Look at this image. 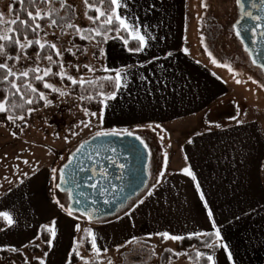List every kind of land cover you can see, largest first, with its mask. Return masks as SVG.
I'll return each mask as SVG.
<instances>
[{"label":"crops","instance_id":"crops-1","mask_svg":"<svg viewBox=\"0 0 264 264\" xmlns=\"http://www.w3.org/2000/svg\"><path fill=\"white\" fill-rule=\"evenodd\" d=\"M215 1L205 0L203 8L201 0H127L123 14L156 39L139 54L128 52L121 39L102 45L104 67L130 66L128 87L108 102L102 128L134 132L159 125L171 145L165 150L169 163L163 183L141 205L140 221H133L142 234L214 232V221L227 246L220 248L222 260L216 264H264V129L255 111L243 119L238 79L199 48V34L223 13ZM231 106L235 114L223 127L215 126L214 112L222 121ZM185 167L195 179L182 171Z\"/></svg>","mask_w":264,"mask_h":264},{"label":"snow or ice","instance_id":"snow-or-ice-1","mask_svg":"<svg viewBox=\"0 0 264 264\" xmlns=\"http://www.w3.org/2000/svg\"><path fill=\"white\" fill-rule=\"evenodd\" d=\"M82 3L86 9L83 13L84 18L89 21L91 25H96V27H81L74 22H70L75 15L76 6L73 3H69L68 0H13V3L9 4L7 7V12L11 14L10 17L6 18L5 13L0 11V85L4 86L3 90L0 91V114H4L6 121L13 125L18 121L21 122V131H23L24 127L31 126L29 121L34 113L42 112L45 109L51 108L60 109L62 104L71 101H78L79 103H77L76 106L80 108L84 116L88 117V119H81L69 126L63 137L65 142H70V137L79 136L84 129L91 128V118L93 117L97 119V126L101 129L94 133L92 137L93 140H96L98 137H113L122 134L133 136L134 133L128 129L118 130L116 128H102L104 110L109 107L108 102L116 100L118 94L128 87L127 76L129 74L125 69L130 66L125 65L123 68L114 69L104 67V72L114 73V75L101 76L98 79L85 77L82 74V69L86 70L88 73H92L94 76L96 71H98L94 65L89 63L81 64L78 62L66 63L63 57L65 53H67L70 56L75 57L76 61H78L80 55L85 56V58L87 57L88 49L77 46L72 39L69 40L71 47L61 48L58 47L57 42L47 40V36L51 34L54 37V40L58 41L60 36H57L56 29H59L61 36H79L80 40H87L90 44L95 41V44L92 46L97 51H93L92 55L96 59L107 55L100 45L102 43H107L109 39H121L128 52L139 54L143 53L148 47L149 41L156 39V37L152 36L146 29L142 32L135 23L129 22L128 16L124 15L122 12L123 9L128 7L127 0H99L98 4L95 3L94 0H82ZM14 4L19 5V12L17 11V8L13 6ZM26 4L27 7H25ZM105 4H107L106 8L104 7ZM235 4L245 16L255 21H264V16L254 15L253 12L247 11L243 0H235ZM57 5H59V7H57ZM251 6L253 8L258 7L255 2H253ZM201 7H208L205 0H201ZM258 10L264 12V0H260ZM61 12H64L65 15L62 16ZM90 12L94 14H89ZM21 13H23V16ZM237 23H239V21H237ZM65 28L71 29L72 31H65ZM256 28L264 29V23H258L245 30L251 31L253 35H256ZM47 29H51V33H49ZM111 32L116 33V36H109V33ZM122 32H126L131 40L136 41L135 47H128L129 38H125L121 35ZM41 33H43V35H41ZM235 35L239 37L241 32L237 29ZM259 35L264 36V31L259 33ZM30 36L32 38H30ZM96 37H100L101 39L96 40ZM201 43L204 47V51L210 57L212 64L226 67L229 72H235L230 65L220 64L211 51L208 50L207 45L204 44L203 41H201ZM30 49H35L34 55L30 54ZM73 49H75V51ZM183 51L186 54L188 53L187 48L183 49ZM245 51H247V49H245ZM166 55L167 57H171L173 53L169 51ZM154 59L159 58L154 57ZM9 61L12 63H9ZM44 61H47V66L42 68L40 65ZM22 62H25L24 66L17 68L16 66L21 65ZM152 62V60L148 61V63ZM197 63H199V61H197ZM252 63L256 64V61L253 60ZM258 66L264 69V62H261ZM140 67H144V65L141 64ZM161 67L163 68V65H161ZM54 68L56 69L55 71L53 70ZM52 78H58L60 86H57L56 83L50 82ZM140 79L144 81L148 80L145 76H141ZM248 79L252 80L251 77ZM235 82L240 84L244 81L236 80ZM105 83L113 86L112 92L109 93L102 90ZM252 83H257V81L252 80ZM97 86L99 90L96 92V96L85 94L90 88H96ZM260 87L264 88V84H261ZM94 99H96L97 103L101 105L99 115L97 112L90 111L87 107H83L84 101L91 102ZM69 112L71 113V109H69ZM43 119L45 123H48L47 117H44ZM231 119L236 120L238 124L243 123V121L239 120L236 116L231 117ZM156 127L158 128L160 126L156 125ZM217 127H219V125H217ZM11 135L15 138L17 134L12 132ZM53 135L56 139L61 138L58 131H55ZM135 139L139 140L141 144H144V146L147 147L140 136H135ZM87 143V140L83 141L76 148V153H79ZM101 150L115 151V149H110L106 146L105 143L97 145L94 149L97 154H99ZM88 158L91 159V155H89ZM61 159H63V157H61ZM109 159L111 158L109 157ZM23 163L28 164L29 161L24 160ZM70 164L71 160L60 168H51V179L53 181L58 180L54 185L56 189H62V186L68 185L69 183H76V186L79 187L80 185L76 182L75 176L79 172L89 171L78 163L77 167L73 169L71 173H68L66 172V169L69 168ZM167 164L168 160L165 158L163 164L165 169ZM119 167L124 168L125 165L121 164ZM182 171L186 175L192 176V178L195 179V176L189 168L185 167ZM36 172L37 169L33 167V175H35ZM21 174L25 178H30L27 172H22ZM106 174V169L100 168L99 172H97V169L93 167L91 169V175H86L85 179L91 181L97 175L106 179ZM163 176L164 171H160L155 183L151 185V188L155 189L158 185L162 184ZM20 183L23 184L24 180H20ZM88 186L94 190H98L101 196H105L109 191L108 188L100 185L99 181L96 183H90ZM63 190L71 196V189L64 188ZM81 195H83V193H81ZM146 195L151 197L154 195V192L149 190ZM53 202L62 210L65 209V205L62 204L59 199H56L55 196L53 197ZM144 202L143 198H138L136 207L144 204ZM75 203L79 204L80 201H75ZM96 203L97 201H92L93 207L91 209L87 205L84 206L82 211L77 209V211H80V216H74L73 208L71 207L66 209V213L69 217L76 220L83 218L89 224H91L94 219L99 222L100 215L98 210L94 207ZM104 204L109 205L111 204V201L105 199ZM118 207L121 209L125 208L123 201L120 202ZM134 210L135 209H133V211ZM130 215L131 213L129 211L124 210V216ZM211 216L212 213L209 212V217ZM237 219H239V217H237ZM0 220L3 221V226H0V231H5L16 223L13 216L8 211H0ZM54 225L55 221H52V226H41L47 233H49L48 236L43 238V243L47 245L49 250L54 247L53 242L57 239V231L55 230ZM212 227L214 232L193 231L189 233L188 236L171 234L168 231L156 232L154 235L160 237L162 241L182 242L185 239L199 240L203 247L210 251L207 253L201 251L199 247L193 244L191 247L196 249L195 257L203 260L204 264H216V260L212 253H214L217 248L227 249V246L223 243L221 230L217 227L214 221ZM74 230L76 233L82 232L83 235L73 241V247L71 249L73 258H79L81 264H115L113 259L106 257L105 254L108 252V248L98 244L99 238L91 227L82 228L81 224L77 223L74 226ZM41 236L42 233L38 232L36 234V240H40ZM151 238L152 234L147 237L148 240H151ZM29 243L34 244L36 248L40 247V244L35 243V241L30 240ZM138 243L141 244V246L136 248L135 244ZM85 244L90 246L85 249V251L89 253L88 256H85L81 252V248H83ZM129 244L134 245V247L129 249L128 256L138 257L139 261H143L145 255L151 257L155 254L154 246H149L146 243L140 242L137 237H132L124 243L117 245L116 251L118 253L121 252V249ZM23 247L27 248L28 244H25ZM5 250L23 255L21 249L17 247L0 248V251ZM165 251L171 253L172 256L177 258L188 255L186 251L176 252L170 248L165 249ZM48 255L49 252L45 251L41 257L34 256L33 259L38 260L39 264H46V258ZM102 255H104V259H101ZM228 259H232L231 251L228 252ZM2 260L3 258H0V264H2ZM9 264H16V261L10 259ZM23 264H29L28 257H24ZM66 264H72V261L67 260V257ZM133 264H137V262L134 261Z\"/></svg>","mask_w":264,"mask_h":264},{"label":"rangeland","instance_id":"rangeland-1","mask_svg":"<svg viewBox=\"0 0 264 264\" xmlns=\"http://www.w3.org/2000/svg\"><path fill=\"white\" fill-rule=\"evenodd\" d=\"M68 2L76 6L72 22L81 27H94L83 16L86 9L82 0H68ZM10 3L11 0H0V11L5 13L6 18L10 17V13L7 12V7ZM215 4L220 5L218 8L223 13L211 20L209 30L207 29L206 32L199 34V48L202 49L209 62H211L210 57L204 51L201 43L203 41L220 64L230 65L235 70V72H230L231 77L244 81L235 87L242 94V97L238 98V101L241 103L239 104L241 115L244 117L243 119H248L247 116H252L253 111H255L257 121L260 122L262 129H264V88L260 87L261 84H264V72L260 67L252 63L242 42L235 35V26L237 21H239L240 10L235 4V0H224V2L217 0ZM47 31L51 33L52 30L47 29ZM56 33L57 36H60L58 41H55L51 34L47 36V40L57 42L58 47L61 48L71 47L69 40H74V37L61 36L59 29H56ZM77 38L80 39L79 36ZM74 42L81 48H87L88 55L86 58L80 55L79 60L76 61L75 57L65 53L63 59L66 63L78 62L94 65L98 70L94 76L92 73H88L82 69V74L85 77L98 79L101 76L109 75V73L103 71L104 66L102 61H100L101 57L96 59L92 55L93 51H97L92 46L95 44V41L92 44L87 40L86 44H79L77 40H74ZM73 50L75 51V49ZM24 63L22 62L21 65H17L16 67L21 68L24 66ZM40 66L42 68L47 66V61L42 62ZM223 68L228 70L226 67ZM249 77L252 80H256L257 83H252V80L248 79ZM50 82L55 83L54 81ZM56 84L60 86L59 83ZM233 100L235 101V99ZM77 103L79 102L71 101L62 104L60 109L51 108L34 113L29 121L31 126L24 127L23 131H21V122L19 121L14 125L11 123H0V211H8L16 221L11 228L0 231V248L17 247L23 253V255H20L6 250L0 251V258H3L2 264H9L10 259L15 260L16 264H23L25 256L28 257L29 264H39V261L33 259V257H41L45 251L49 252L46 264H66V257L68 260L74 239L80 237L82 233L75 232L74 226L77 223H80L82 228L91 227L94 230L99 238L98 244L108 248V252L105 254L106 257L113 259L115 264H133L134 261L137 264H161L163 251L168 248L176 252H195L196 249L193 247L188 250L183 249L179 246L180 242L162 241L160 237L154 234H152L151 240H148L147 237L150 234H142L141 226L135 227L133 223L135 219L140 221V215L138 214H140L141 205L136 207L138 198H143L145 202L149 201L150 197L146 195L147 191L151 190L154 193L157 191V187L153 189L151 185L155 183L160 171L165 172L168 169V164L166 169L163 167V164L166 158L165 150L168 151L171 145L165 144L164 138L166 135L164 137L160 134L157 127H147L142 130L140 128L137 129L138 131L133 132L136 136H140L147 145L145 149L148 157V181L140 195L131 199L125 205V208H120L114 216L101 219L99 222L93 221L89 224L83 218L76 220L67 215V197L54 187L58 180L53 181L51 179V168L62 167L67 161L69 153L73 152L83 141L92 137L94 135L93 132L98 127V121L93 117L91 118V128L84 129L79 136L70 137V142H65L63 137L69 126L81 119H88L80 108L76 106ZM251 106L255 109H252ZM69 109H71V113ZM234 110L235 108L233 109V106H231L228 111L221 114L223 117L222 121L216 120L218 111H215L214 125L223 127L225 120L235 114ZM44 117H47L48 123H45ZM55 131L60 133V139L54 137L53 133ZM12 132L17 134L15 138L11 135ZM24 160H28L29 163L24 164ZM33 167L37 169L35 175L32 173ZM22 172H27L30 178L22 176ZM22 179L24 180L23 184L20 183ZM54 196L65 205L64 210L53 202ZM133 209L135 210L133 211ZM124 210L129 211L131 215L124 216ZM74 216L80 215L74 214ZM52 221H55L54 227L57 231V239L53 242L54 247L49 250L47 245L43 243V238L47 235H43L46 231L41 226H52ZM38 232L42 233L40 240H36ZM132 237H137L140 242L144 241L142 243L154 246L155 254L152 255L150 260L141 263L135 257H129V249L134 247L132 244L121 249L119 253L116 251L117 245L124 243ZM30 240L40 244V247L36 248L34 244H30ZM25 244H28L27 248L23 247ZM140 246L141 244L139 243L135 244L136 248ZM85 249L87 247L84 245L81 248V252L85 256H88L89 253ZM200 250L206 253L210 251L204 247H200ZM219 250L220 248H217L212 253L216 263L222 260ZM101 259H104V255H102ZM123 259L125 260L124 263ZM189 260V256L187 255L180 256L179 258L176 257L174 261L169 262L170 264H190ZM77 264H81L80 260Z\"/></svg>","mask_w":264,"mask_h":264},{"label":"flooded vegetation","instance_id":"flooded-vegetation-1","mask_svg":"<svg viewBox=\"0 0 264 264\" xmlns=\"http://www.w3.org/2000/svg\"><path fill=\"white\" fill-rule=\"evenodd\" d=\"M255 2L257 6L259 7L260 0H246V10L253 12L254 15H262L264 16V12L259 11L258 7L253 8L251 5ZM258 23H264V21H255L251 18L245 16L243 12L240 11V17H239V30L241 34L244 35L246 46L243 44L244 48L247 49V53L251 60L256 61V65L258 66L261 62H264V36L259 35L264 29L262 28H256V35H253L251 31H246L245 29L248 27H251L253 25H256ZM259 67V66H258ZM262 69V68H261ZM264 72V69H262ZM119 136H124L119 135ZM122 144L114 145H107L110 149H115V151H104L101 150L99 154H97L95 151L88 150L81 156L80 165L89 170L87 172H79L75 176V180L77 183H79V187L76 186V183H74V190L77 194L78 200L83 204L87 205L89 202V197L95 192L94 189L90 188L88 185L90 183H96L99 181V184L101 185V180L104 181L106 185H109L110 183V176L116 172V169L120 170V182L117 185L118 190H125L131 186H134L137 182L138 176H139V153L135 152V149L129 145V142L121 141ZM78 147V146H77ZM76 147V148H77ZM76 150V149H75ZM70 152L67 158V161L64 163L66 164L71 157V154L75 152ZM89 155H91V159H89ZM109 157L111 159H109ZM63 164V165H64ZM125 165L124 168H120L119 165ZM95 167L97 169V172H99L100 168H104L107 170V178H101L99 175L95 176L91 181H88L85 179L86 175H91V169ZM146 173H147V164H146ZM118 181V178H116V182ZM117 184V183H116ZM59 190V189H58ZM83 193V195H81ZM67 197V208L69 205V195L67 192L62 193ZM139 193L138 195H140ZM133 199V198H132ZM131 200L128 201V203ZM127 203V204H128ZM80 215L79 213H75Z\"/></svg>","mask_w":264,"mask_h":264},{"label":"water","instance_id":"water-1","mask_svg":"<svg viewBox=\"0 0 264 264\" xmlns=\"http://www.w3.org/2000/svg\"><path fill=\"white\" fill-rule=\"evenodd\" d=\"M243 2L246 8V0H243ZM235 28L236 30L237 29L239 30L238 23L236 24ZM239 38L242 41V43L245 45V47H247L244 35L241 34ZM92 137L87 139L88 143L84 145V147L81 149L79 153H76L75 151L74 153L71 154V157H70L71 164L69 165V168L66 169V172L71 173L73 169L77 167V164L78 163L80 164L81 156L88 150L91 149V151H94L96 146L101 143H105L106 146L107 145L116 146L117 144H122L119 140L121 141L126 140L127 142H129V145H131L135 149V152L139 153V160H140L138 164L140 173H139L137 182L134 186H131L125 190H118L117 185L120 182L119 178H120L121 173H119L120 170L116 169V172L110 176L111 181L109 185H106L104 181L101 180L102 182L101 185L109 189L106 195L101 196L98 190H94L95 192L89 197V202L87 206L91 209L93 207L92 201H97L94 207L98 210L99 215H100V220H101L104 218H110L114 216L120 209L118 205L120 204L121 201H123V204L125 206L129 200H131L132 198H135L139 193H141L144 190L146 183L148 181V176L145 170L148 157H147V151L144 145L141 144L139 140L135 139V135L133 136H126V135L113 136V137H104V138L98 137L96 140H93ZM116 178H118L117 182H116ZM64 188L71 189V196H69L68 208L71 207L73 208L74 213L80 214V211H77V209H80L82 211L85 205H83L81 202L79 204L75 203V201H79V200L74 190V183H69L68 185L62 186V189H59V191L62 193L66 192L63 190ZM105 199H109L111 201V204L105 205L104 204ZM93 221H96V220L94 219Z\"/></svg>","mask_w":264,"mask_h":264},{"label":"trees","instance_id":"trees-1","mask_svg":"<svg viewBox=\"0 0 264 264\" xmlns=\"http://www.w3.org/2000/svg\"><path fill=\"white\" fill-rule=\"evenodd\" d=\"M94 2L95 3H99V0H94ZM13 3V0H11V3L10 4H12ZM14 7H16L17 8V11L19 12V5L18 4H14L13 5ZM25 7H27V4L25 5ZM57 7H59V5H57ZM104 7L106 8L107 7V4H105L104 5ZM89 14H94V13H89ZM11 15V14H10ZM21 15L23 16V13H21ZM61 15L63 16V15H65V13L64 12H61ZM74 18V17H73ZM70 22H72V21H70ZM42 25H43V22H42ZM94 27H96V25H94ZM65 31H68V32H71L72 30L71 29H67V28H65ZM109 35L110 36H115L116 35V33H114V32H111V33H109ZM121 35H123L125 38H129L128 37V35H127V33L126 32H122L121 33ZM30 38H32L31 36H30ZM74 40H77V42L79 43V44H86V40H80V39H78L77 38V36H74V38H73ZM101 38L100 37H96V40H100ZM104 43H102L101 45H103ZM136 46V41H134V40H131L130 38H129V45H128V47H135ZM29 52H30V54H33L34 55V52H35V49H30L29 50ZM13 54H14V52H13ZM54 59H55V57H54ZM9 63H12L11 61H9ZM54 71L56 70L55 68L53 69ZM109 75H114V73H109ZM50 81H54L55 83H59L58 82V78H52ZM3 88H4V86L3 85H0V91H2L3 90ZM99 90V88H98V86L96 87V88H90L89 90H88V92L87 93H85L86 95L87 94H92L93 96H96V92ZM104 92H112L113 91V86L112 85H109V84H107V83H105L104 84V86H103V89H102ZM83 107H87L90 111H95V112H99L100 111V108H101V105H99L98 103H97V100L96 99H94L93 101H91V102H89V101H84L83 102ZM0 123L1 124H8L9 122H7L6 121V119H5V117H4V114H0ZM0 226H3V221L2 220H0ZM43 235H49L47 232H44V234ZM83 235V233H81V236ZM203 239V238H202ZM193 244H195L197 247H203V245L200 243V241L199 240H196V239H192V240H189V239H185L184 241H182V242H180V244H179V246L181 247V248H183V249H190L191 248V246L193 245ZM85 246L87 247V248H89L90 246L88 245V244H85ZM150 251V250H149ZM188 256H189V261H190V264H204V261L203 260H201V259H198V258H196L195 257V252H189L188 253ZM136 259H138L139 260V258L138 257H135ZM152 258V256L151 257H149L148 255H145V257H144V260L143 261H141V263H143V262H145V261H148V260H150ZM170 258H171V260H170ZM176 259V257L175 256H172V254L171 253H169V252H167V251H163V254H162V259H161V264H167L169 261H174ZM68 260H70V261H72V264H77L78 262H79V258H73V256H72V253L70 252L69 253V256H68ZM125 262V260L123 259V263Z\"/></svg>","mask_w":264,"mask_h":264}]
</instances>
